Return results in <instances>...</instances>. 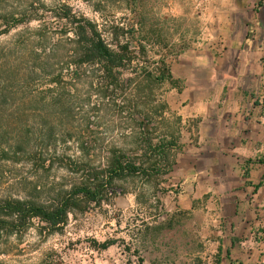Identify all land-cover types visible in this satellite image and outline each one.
I'll return each instance as SVG.
<instances>
[{"label":"rangeland","instance_id":"obj_1","mask_svg":"<svg viewBox=\"0 0 264 264\" xmlns=\"http://www.w3.org/2000/svg\"><path fill=\"white\" fill-rule=\"evenodd\" d=\"M210 1L140 0L135 8L130 0H1L3 8L30 18V21L0 36V56L4 54L3 49L11 48L5 53L7 63L3 68H15L22 75L31 64L29 52L33 46L40 52L41 48L49 49L53 45L62 31L69 27L55 15L59 4L66 2L79 16L97 22L110 43H115L109 35L113 24L122 27L115 39L117 42L125 43L133 36L132 68H154L157 61L164 59L171 70L176 56L198 42L195 37L202 41L207 35L208 29L202 17L207 13ZM241 3L244 14L250 12L252 7L264 11V0H241ZM38 27L47 28L45 41L34 38V30ZM130 29L133 33L129 32ZM140 43L146 46V52L142 51ZM67 47L68 44L62 53L67 52ZM64 63L65 58L55 66L59 68ZM131 72L124 70V77L136 76ZM138 83L139 80H134L130 85L124 83L116 101L112 98L99 99L96 95L90 100L83 97V107L79 106L80 103L76 106L70 124L76 131L83 132L93 144L96 143L99 150L109 142L134 148L131 140L132 133L138 129L136 122L147 114L155 140L160 137L176 140L171 150V159L175 164L176 159L184 156L183 153L193 150L186 148L190 137L186 135V128L180 126L175 117L164 115L171 111L169 84L154 85V95L148 98V91L140 90ZM45 84L37 82L29 87L24 81L17 82L16 88L20 89L17 94L1 89L0 85L3 92L0 115L4 127L14 126L11 120L20 116L23 100L27 95L37 94ZM73 84L64 83L72 89L75 97L86 96L90 91L87 83ZM3 98L4 102H1ZM163 105L164 108H161ZM76 148L73 143L72 150ZM262 154L264 146L247 150L243 157H259ZM70 176L55 167L37 169L23 162L12 163L0 158V195L17 196L33 191L44 198L53 188L71 182ZM173 176L179 178V175ZM221 180H214L216 188L222 183ZM118 184L121 187L109 193L101 205L92 204L85 211L70 213L68 222L59 231L48 233L42 229L44 223L36 219L34 226L23 235L2 240L0 264H196V244L201 239L192 238L193 251L184 249V244L190 242L186 234L187 223L175 212V206L179 204L178 191L184 189L183 179L172 180V175H155L152 179L129 178L118 181ZM35 185L39 186L36 191ZM252 198L255 207L264 210V188ZM172 216H176L174 221L169 220ZM261 218L264 220V213ZM169 223L175 224V227H168ZM107 240H115L116 243L107 249L97 246V243ZM260 244H264V239ZM262 248L264 251V245ZM255 264H264V261L258 259Z\"/></svg>","mask_w":264,"mask_h":264},{"label":"trees","instance_id":"obj_2","mask_svg":"<svg viewBox=\"0 0 264 264\" xmlns=\"http://www.w3.org/2000/svg\"><path fill=\"white\" fill-rule=\"evenodd\" d=\"M130 1L136 8L140 0ZM55 15L69 27L62 31L49 49L41 48L40 52L34 46L30 49L31 64L24 74H18L15 68H3L7 63L5 53L11 51V48L2 50L1 89L17 94L20 90L16 88L17 82L24 81L29 87L37 82L46 84L37 94L26 96L22 107L20 106V116L11 120L13 127H4L0 115V158L12 163L23 162L37 169H62L71 175V182L63 183L57 189L53 188L49 196L44 198L33 191L17 196L1 194L0 242L13 235H23L34 226L36 219L44 223L42 229L48 233L59 231L68 222L70 213L85 211L92 204L101 205L109 193L121 187L118 181L135 177L152 179L155 175L165 177L173 170L171 150L176 145V140L167 137L155 140L147 114L136 122L138 129L132 133L131 140L134 148L109 142L99 150L96 143L93 144L89 138H85L83 132L76 131L70 124L76 106L80 103L79 106L83 107V97L90 100L96 95L99 99L112 98L116 101L124 83L130 85L134 80H139V89L148 91L146 96L152 97L153 86L159 87L172 76L166 61H157L154 68H132L133 36L125 43L115 40L122 31L121 26H111L109 35L115 44L104 36L97 22L79 16L66 2L59 4ZM27 21L30 18L8 11L0 4V36ZM132 29L129 30L130 33H133ZM34 34L38 41H45L48 37L45 27H38ZM67 44V52L62 53ZM139 46L146 52L144 44L140 43ZM64 58V65L56 68L55 63H60ZM124 70H130L136 76L124 77ZM66 72L69 74L66 75ZM66 82H72L73 85L87 83L90 91L86 96L75 97L71 93L72 89L64 85ZM2 93L0 91V97ZM252 99L253 106L261 108L264 113V88L260 95L252 94ZM73 143L77 146L74 151ZM246 162L264 164V154L248 158ZM248 176L249 169L244 168V177ZM263 184L264 174L255 189ZM38 187L35 185L34 191ZM171 226L169 223L168 227ZM115 243V240H107L97 243V246L107 249ZM196 264H201V259H197Z\"/></svg>","mask_w":264,"mask_h":264},{"label":"crops","instance_id":"obj_3","mask_svg":"<svg viewBox=\"0 0 264 264\" xmlns=\"http://www.w3.org/2000/svg\"><path fill=\"white\" fill-rule=\"evenodd\" d=\"M208 4L207 35L176 56L164 82L171 93L164 115L186 128V148L193 150L169 174L184 182L175 212L187 223L184 249L193 251L192 238L201 239L195 251L201 264H255L264 261V210L252 196L264 188L255 189L264 164L243 156L264 146V113L252 104L264 87V14L255 7L244 14L241 0Z\"/></svg>","mask_w":264,"mask_h":264},{"label":"water","instance_id":"obj_4","mask_svg":"<svg viewBox=\"0 0 264 264\" xmlns=\"http://www.w3.org/2000/svg\"><path fill=\"white\" fill-rule=\"evenodd\" d=\"M263 13H264V11H263Z\"/></svg>","mask_w":264,"mask_h":264}]
</instances>
